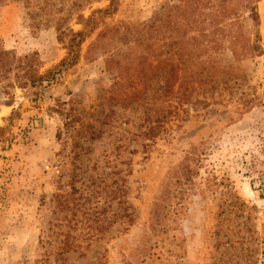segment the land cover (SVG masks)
<instances>
[{
    "label": "rangeland",
    "instance_id": "obj_1",
    "mask_svg": "<svg viewBox=\"0 0 264 264\" xmlns=\"http://www.w3.org/2000/svg\"><path fill=\"white\" fill-rule=\"evenodd\" d=\"M109 5L0 2V264H264V0H119L48 74Z\"/></svg>",
    "mask_w": 264,
    "mask_h": 264
},
{
    "label": "trees",
    "instance_id": "obj_2",
    "mask_svg": "<svg viewBox=\"0 0 264 264\" xmlns=\"http://www.w3.org/2000/svg\"><path fill=\"white\" fill-rule=\"evenodd\" d=\"M1 1H4V0H0V2ZM118 2H119V0H110V5L107 9L97 10L87 19L84 29L81 32L73 34V37H72L70 44H69V48H68L69 50H68V54H67L66 58L53 71H50L48 74H52L54 76L55 74H60V73H63L65 71H68L71 68H73L75 65L78 64L79 57H80L81 45L99 27L101 19H103L107 16H110L116 12L117 7H118ZM247 6H249V3H247ZM252 19L254 21L258 22V15H257V13H255L254 9L252 10ZM214 29H215L214 32H217L219 30L215 26H214ZM214 35H215V33H214ZM197 40H198V38L194 39V41H197ZM234 45H235V43L233 42L232 43V51H233V53L237 54L236 47ZM198 50H199V47L195 46L192 49V51L189 52L188 59H190L191 61H188V60L186 61L187 66H188V63L192 66L195 64L194 61L192 60V58L194 57L196 51H198ZM253 50H256V48H254ZM155 62L156 61H153L152 63H150L148 65V71L145 74L146 77L144 76V79L142 78V80H144L143 84H142L141 80L133 81V83H132L133 91L131 92L130 96L126 97V98H129L130 100L134 99L136 102H138L142 98L143 95H144V99L148 98L147 91L150 89V87L154 83H157L159 78L161 77V76H159V75H161L160 66L158 63L153 64ZM173 76H174V74L172 73V79H173ZM119 78H120V76H119ZM189 78H190L189 80H191L190 82L192 83L194 80V76L193 75L189 76ZM121 79H122V77H121ZM39 80L42 81V78H40ZM142 87H144L143 90H142ZM169 94H170V98H173L174 92L173 91L168 92V95ZM165 96L166 95H164V94L162 96L160 95L159 97L156 98L155 102H158L161 99V97H162V99H164ZM171 104H172L171 102H168L166 107L162 106V107L156 109L155 111L153 109H150L149 110L150 112H148L147 119L150 122H157L158 124H160V122L167 119L168 115L171 114L170 112H167V111L175 109L173 104L172 105ZM160 105H162V104H160ZM154 134H155V127L151 126L147 135H148V137H151ZM153 218H154L155 222L159 223L160 222L159 212H155V214H153Z\"/></svg>",
    "mask_w": 264,
    "mask_h": 264
}]
</instances>
